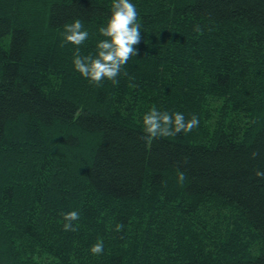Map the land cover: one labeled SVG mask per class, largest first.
<instances>
[{"label":"trees","instance_id":"trees-1","mask_svg":"<svg viewBox=\"0 0 264 264\" xmlns=\"http://www.w3.org/2000/svg\"><path fill=\"white\" fill-rule=\"evenodd\" d=\"M112 2L0 0V264H264V0H134L138 55L96 83L73 59ZM206 96L230 114L211 135ZM154 105L200 124L147 140Z\"/></svg>","mask_w":264,"mask_h":264},{"label":"clouds","instance_id":"clouds-1","mask_svg":"<svg viewBox=\"0 0 264 264\" xmlns=\"http://www.w3.org/2000/svg\"><path fill=\"white\" fill-rule=\"evenodd\" d=\"M139 11L134 0H113L111 15L106 24L99 26L102 39L96 43L95 53L81 54L79 47L76 48L73 63L75 69L85 78L92 82L100 83L104 79L118 83L117 77L123 67L133 55H138V45L142 39L141 23L138 20ZM64 32V42L79 46L89 38L90 33L85 28L80 18L67 23ZM200 124V117L193 113L190 119L180 111H161L155 105L143 114L144 138L152 140L157 136H172L181 131L191 132ZM255 155V154H254ZM257 175L264 176V172ZM67 223L65 230L73 229L72 221L78 220L80 213L72 210L64 213ZM122 225H117V229ZM93 254H101L104 251L102 240H98L90 248Z\"/></svg>","mask_w":264,"mask_h":264},{"label":"rangeland","instance_id":"rangeland-1","mask_svg":"<svg viewBox=\"0 0 264 264\" xmlns=\"http://www.w3.org/2000/svg\"><path fill=\"white\" fill-rule=\"evenodd\" d=\"M208 98V96L203 98V101L200 105V115L202 118L207 119V121L204 119L202 120L204 129L206 130V135H211L212 133H215V130H217L218 126L221 125V121L227 122V120L230 118V114L227 113V103H225L224 100ZM212 211L214 213L212 219L215 220L212 222V224H210L212 229H224L225 233L233 231L234 228L230 226V224L233 225L235 222L234 216L232 214L224 212L222 209H217L216 207H213ZM202 214L205 215L206 213ZM241 228L242 227L235 228V230L232 232V236H239V239H241L242 234L245 232L244 229L242 230ZM243 241L246 242L248 240L245 239Z\"/></svg>","mask_w":264,"mask_h":264}]
</instances>
